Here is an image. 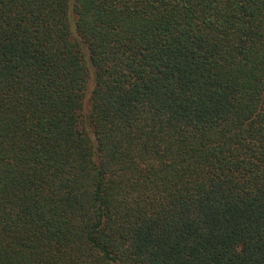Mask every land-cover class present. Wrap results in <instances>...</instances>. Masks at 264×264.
I'll return each instance as SVG.
<instances>
[{
  "label": "trees",
  "instance_id": "16d2710c",
  "mask_svg": "<svg viewBox=\"0 0 264 264\" xmlns=\"http://www.w3.org/2000/svg\"><path fill=\"white\" fill-rule=\"evenodd\" d=\"M0 264H264V0H0Z\"/></svg>",
  "mask_w": 264,
  "mask_h": 264
}]
</instances>
